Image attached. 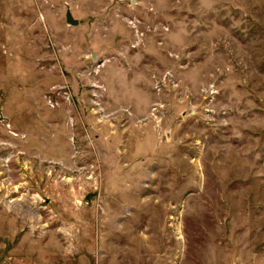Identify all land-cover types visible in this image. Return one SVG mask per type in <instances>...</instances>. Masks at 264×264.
Here are the masks:
<instances>
[{
	"label": "rangeland",
	"instance_id": "1",
	"mask_svg": "<svg viewBox=\"0 0 264 264\" xmlns=\"http://www.w3.org/2000/svg\"><path fill=\"white\" fill-rule=\"evenodd\" d=\"M0 264H264V0H0Z\"/></svg>",
	"mask_w": 264,
	"mask_h": 264
},
{
	"label": "water",
	"instance_id": "2",
	"mask_svg": "<svg viewBox=\"0 0 264 264\" xmlns=\"http://www.w3.org/2000/svg\"><path fill=\"white\" fill-rule=\"evenodd\" d=\"M66 20L69 22V23H72V24H76L78 23V19L76 17H74L70 11V9H67L66 10Z\"/></svg>",
	"mask_w": 264,
	"mask_h": 264
}]
</instances>
